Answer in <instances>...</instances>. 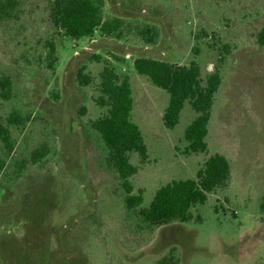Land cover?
I'll return each instance as SVG.
<instances>
[{
	"label": "rangeland",
	"instance_id": "1",
	"mask_svg": "<svg viewBox=\"0 0 264 264\" xmlns=\"http://www.w3.org/2000/svg\"><path fill=\"white\" fill-rule=\"evenodd\" d=\"M20 1L17 15L0 21V76L12 79L16 94L10 101L0 96V121L13 108L30 120L14 132L13 153L0 148L6 160L0 264H157L171 249L179 264H264V46L258 42L264 0H105L104 18L123 21L120 37L97 31L82 39L55 26L47 0ZM144 24L159 29L156 43L138 35L136 27ZM47 41L56 45L54 68ZM223 44L229 51L221 55ZM140 56L196 60L205 73L221 70L205 153L184 152L185 131L197 116L188 101L178 125L165 127L169 95L136 71ZM106 63L132 83V119L149 150L145 163L132 154L139 168L132 182L135 192L144 191V205L162 185L196 178L208 156L229 159L228 185L193 209L200 220L154 233L126 220L118 180L99 166L100 151L87 132L105 112L95 99ZM83 66L93 76L90 85L78 81ZM43 144L50 147L48 159L32 163V151ZM4 240L14 254L3 249Z\"/></svg>",
	"mask_w": 264,
	"mask_h": 264
},
{
	"label": "trees",
	"instance_id": "2",
	"mask_svg": "<svg viewBox=\"0 0 264 264\" xmlns=\"http://www.w3.org/2000/svg\"><path fill=\"white\" fill-rule=\"evenodd\" d=\"M47 1L50 3V16L55 26L66 36L82 39L93 36L97 31L108 36L121 35L122 19L104 18L105 0ZM20 3V0H0V21L13 19L18 13ZM136 31L148 44L156 43L160 36L159 29L153 24L137 26ZM258 42L264 46V25L259 32ZM46 47V59L49 66L54 68L57 61L56 45L53 41H47ZM197 50L194 47V51ZM219 51L221 55L228 52V45L223 44ZM134 68L168 93V103L162 115L166 128L174 129L180 122L186 102L191 104L197 116L185 131L184 152L205 153L209 146V123L216 94L223 82L221 70L216 68L205 73L202 65L196 60L189 64H178L147 56L137 57L134 60ZM77 77L82 85L93 83V76L86 66L79 69ZM98 91L95 101L105 108V112L89 122L87 132L96 140L100 151L99 166L112 173L118 180L125 217L129 224L141 231L154 233L166 224L200 220L201 217L195 215L193 209L205 204L211 193L228 185L232 173L229 159L220 153L208 156L196 178L175 179L162 185L156 190L150 203L144 205V191L139 189L135 192L132 182L139 170L138 165L132 162V154H137L141 163H145L149 158V150L142 130L132 119L134 97L130 78L121 76L106 63L100 71ZM15 95L12 79L8 75H1V98L10 101ZM29 120L30 115L13 108L5 119L0 121V148L5 155L14 152L17 145L14 132L23 129ZM49 154L50 147L43 144L32 151L30 160L39 164L47 160ZM5 164V158L0 156V169ZM261 208L264 210V197ZM2 243L3 249L12 251L13 247H9L8 241L4 240ZM157 264H179L175 249L163 255Z\"/></svg>",
	"mask_w": 264,
	"mask_h": 264
}]
</instances>
